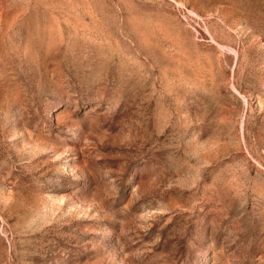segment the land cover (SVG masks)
<instances>
[{"label":"rangeland","instance_id":"374dc122","mask_svg":"<svg viewBox=\"0 0 264 264\" xmlns=\"http://www.w3.org/2000/svg\"><path fill=\"white\" fill-rule=\"evenodd\" d=\"M0 264H264V0H0Z\"/></svg>","mask_w":264,"mask_h":264}]
</instances>
